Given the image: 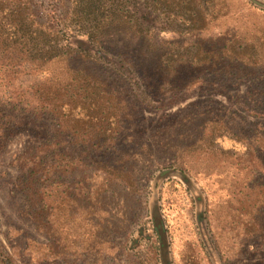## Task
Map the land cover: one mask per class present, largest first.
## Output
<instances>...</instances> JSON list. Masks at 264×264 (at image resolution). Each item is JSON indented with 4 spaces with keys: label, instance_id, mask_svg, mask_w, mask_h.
I'll list each match as a JSON object with an SVG mask.
<instances>
[{
    "label": "rangeland",
    "instance_id": "374dc122",
    "mask_svg": "<svg viewBox=\"0 0 264 264\" xmlns=\"http://www.w3.org/2000/svg\"><path fill=\"white\" fill-rule=\"evenodd\" d=\"M8 3L0 35L14 20ZM58 3L35 0L44 16ZM187 9L196 16L160 11L158 40L207 65L204 86L133 109L109 126V143L97 138V164L66 161L47 180L40 170L30 195L15 159L48 124L7 132L20 86L0 50V264H264V8L193 0ZM62 70L52 63L46 74Z\"/></svg>",
    "mask_w": 264,
    "mask_h": 264
},
{
    "label": "trees",
    "instance_id": "16d2710c",
    "mask_svg": "<svg viewBox=\"0 0 264 264\" xmlns=\"http://www.w3.org/2000/svg\"><path fill=\"white\" fill-rule=\"evenodd\" d=\"M14 1V8L5 5L14 20L0 35L4 66L16 67L20 86L17 118L7 132L32 121L48 124V132L32 138L15 159L27 195L40 170L38 178L47 180L66 161L74 170L90 165L87 161L97 164V138L101 147L109 143V126H119L133 109L158 108L154 100L171 98L166 104L173 105L201 89L210 74L207 65L198 68L165 53L158 40L160 11L195 17L187 9L193 0H71L63 11L65 0H55L60 15L53 7L45 16L35 0ZM52 63L63 65L56 77L46 74Z\"/></svg>",
    "mask_w": 264,
    "mask_h": 264
}]
</instances>
